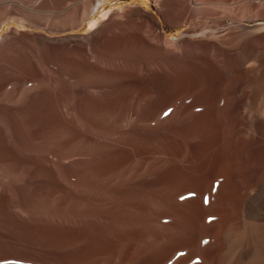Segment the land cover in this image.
<instances>
[{
    "label": "rangeland",
    "instance_id": "374dc122",
    "mask_svg": "<svg viewBox=\"0 0 264 264\" xmlns=\"http://www.w3.org/2000/svg\"><path fill=\"white\" fill-rule=\"evenodd\" d=\"M74 10L47 19L0 0V264H118L102 226L130 219L134 175L169 138L223 134L249 170L264 160L240 130L248 98L264 115V5L104 0L82 22ZM249 170L228 166L222 186L184 200L209 207Z\"/></svg>",
    "mask_w": 264,
    "mask_h": 264
},
{
    "label": "bare ground",
    "instance_id": "6f19581e",
    "mask_svg": "<svg viewBox=\"0 0 264 264\" xmlns=\"http://www.w3.org/2000/svg\"><path fill=\"white\" fill-rule=\"evenodd\" d=\"M103 2L104 0H14V5L25 16L37 15L47 19L62 16L65 11L77 7L74 11H77V18L82 22L89 14L95 15ZM189 2L200 6L202 0ZM237 2L264 5V0ZM78 3H81L82 8L77 6ZM36 35L48 41L53 40L45 32ZM86 44L79 50L88 56L86 51L90 50L91 44ZM107 65L113 67L109 63ZM41 67L47 68L45 64ZM249 100L248 98L246 101L240 129L245 134L242 144L245 149L247 146V151L262 145L264 141V115ZM236 113L237 110L233 112L234 115ZM221 137L208 138L202 142H192L188 138H169L151 148L149 155L152 167L144 176L140 171L135 173L130 203L121 208V212H124L127 211L124 210L125 206H128L130 219L122 214L114 222L102 226V235L109 237L111 233L115 234L113 247L118 254V264H264V160L254 170H249L256 161L248 154L237 155L232 140H223ZM161 150L166 156L159 155ZM241 161L252 174L240 176L243 180L230 188L231 194L222 195L217 192L209 207L203 205L201 194L184 200L187 191L201 190V193L211 180L217 188L222 186L226 174L224 168H232ZM102 164L104 163L101 162V169ZM165 166L168 168L161 171ZM230 172L233 177H237L231 169ZM1 188L5 190L4 186ZM102 241L105 243L101 246V251L106 255L113 247L112 244L109 246L111 241Z\"/></svg>",
    "mask_w": 264,
    "mask_h": 264
},
{
    "label": "snow or ice",
    "instance_id": "6c2138e0",
    "mask_svg": "<svg viewBox=\"0 0 264 264\" xmlns=\"http://www.w3.org/2000/svg\"><path fill=\"white\" fill-rule=\"evenodd\" d=\"M169 113H165V116H167Z\"/></svg>",
    "mask_w": 264,
    "mask_h": 264
}]
</instances>
